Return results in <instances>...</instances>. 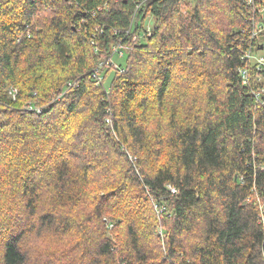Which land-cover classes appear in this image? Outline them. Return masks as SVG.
<instances>
[{"label":"trees","instance_id":"obj_1","mask_svg":"<svg viewBox=\"0 0 264 264\" xmlns=\"http://www.w3.org/2000/svg\"><path fill=\"white\" fill-rule=\"evenodd\" d=\"M253 22L264 0H0V264H264Z\"/></svg>","mask_w":264,"mask_h":264},{"label":"built area","instance_id":"obj_2","mask_svg":"<svg viewBox=\"0 0 264 264\" xmlns=\"http://www.w3.org/2000/svg\"><path fill=\"white\" fill-rule=\"evenodd\" d=\"M253 35H256L259 31H261L263 28H264V23H258V22H253ZM111 52L112 54L116 53V54H119V55H122L123 54V49H122V46L120 44H114L112 46V49H111ZM242 58H245L247 60H252L254 65H255V69L256 70H261L264 66V54H258V53H255L254 51H247L245 52V54L242 56ZM109 62L113 64V62L111 61V59H109ZM114 67H118L116 64H113ZM241 73H242V76H243V82H246L247 80V70L246 69H241ZM13 92H16V90L14 88L11 89L10 93L12 95ZM167 189L169 190V192L171 193H175L176 192V188L170 184H167ZM154 208L156 209L157 212H162L163 211V208L161 207H158L157 204H154ZM259 210H260V213H261V220L264 219V203H260L259 204ZM162 216L161 215H158V220H159V224H160V220H161ZM112 224H110L109 226H111ZM158 232H159V235L162 236V232H163V229L161 228V226H158ZM162 245H163V249L165 250L164 248V241L162 240Z\"/></svg>","mask_w":264,"mask_h":264},{"label":"rangeland","instance_id":"obj_3","mask_svg":"<svg viewBox=\"0 0 264 264\" xmlns=\"http://www.w3.org/2000/svg\"><path fill=\"white\" fill-rule=\"evenodd\" d=\"M147 21H148V24H152V18L150 20L148 18ZM261 53H264V50H262ZM126 59H127V54L126 53H124L123 56H119V54H114L112 56V62L114 64H121L122 66H124L126 64ZM109 81H110V78L108 79V81L104 82V85L106 87L109 86ZM110 121H111L110 117L106 119L107 123L110 122Z\"/></svg>","mask_w":264,"mask_h":264},{"label":"water","instance_id":"obj_4","mask_svg":"<svg viewBox=\"0 0 264 264\" xmlns=\"http://www.w3.org/2000/svg\"><path fill=\"white\" fill-rule=\"evenodd\" d=\"M262 47H263V45H261V47H260V48L262 49Z\"/></svg>","mask_w":264,"mask_h":264},{"label":"bare ground","instance_id":"obj_5","mask_svg":"<svg viewBox=\"0 0 264 264\" xmlns=\"http://www.w3.org/2000/svg\"><path fill=\"white\" fill-rule=\"evenodd\" d=\"M261 50V49H260ZM103 81V80H102Z\"/></svg>","mask_w":264,"mask_h":264}]
</instances>
